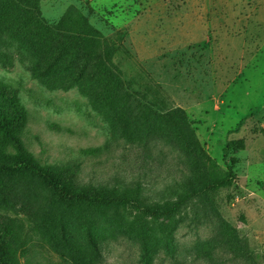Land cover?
<instances>
[{
	"label": "rangeland",
	"instance_id": "374dc122",
	"mask_svg": "<svg viewBox=\"0 0 264 264\" xmlns=\"http://www.w3.org/2000/svg\"><path fill=\"white\" fill-rule=\"evenodd\" d=\"M12 97L33 161L111 196L26 174L0 200L18 258L0 264H264V0H0V108ZM185 183L178 212L146 208Z\"/></svg>",
	"mask_w": 264,
	"mask_h": 264
},
{
	"label": "trees",
	"instance_id": "16d2710c",
	"mask_svg": "<svg viewBox=\"0 0 264 264\" xmlns=\"http://www.w3.org/2000/svg\"><path fill=\"white\" fill-rule=\"evenodd\" d=\"M18 4V3H17ZM29 20L28 18H26ZM4 102V103H3ZM2 102V108H0V200L3 199L5 194V188L7 191L12 190L13 187L27 175L35 176L41 181H47L51 183L56 193L59 196L65 197L70 200L76 201H105L104 197L106 194L111 196V191L103 189H97L93 186H82L80 179L77 176V171L69 170L67 168H41L32 159L30 153L26 149L22 139L21 133L25 126V112L22 107L17 103V100L7 98ZM1 104V103H0ZM179 110V115L184 114ZM244 120L240 121L237 127H241ZM233 132H236L233 131ZM186 136V135H185ZM184 136V138H185ZM186 147L190 155L193 157H200L203 164L206 165V160L209 159L204 155L197 139H188L186 136ZM14 147L17 149L16 154L12 151H8L7 147ZM244 148V142L242 140L228 141L223 149L224 160L230 151H240ZM210 160V159H209ZM235 178V172L233 166L228 165L224 175L214 178L210 184L211 187L229 186L232 184ZM184 193L179 197L177 203L169 205L167 208H161L157 205H147L146 208L150 209V213L159 217L166 214H173L179 211V209L187 204L188 200L196 195L198 191L194 190V187H189L188 184H184ZM136 192V191H135ZM138 202L139 199H134ZM1 229L5 235L14 243L17 238V230L13 226V221L2 220ZM89 245L92 247L96 259L100 258V249L96 241L90 239ZM0 252L5 254L11 259L17 261V251L14 246L6 244L5 242L0 243ZM6 264V263H5ZM74 264H85L82 261H75Z\"/></svg>",
	"mask_w": 264,
	"mask_h": 264
}]
</instances>
